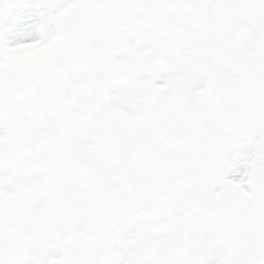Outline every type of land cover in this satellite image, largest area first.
<instances>
[{"label": "snow or ice", "instance_id": "6c2138e0", "mask_svg": "<svg viewBox=\"0 0 264 264\" xmlns=\"http://www.w3.org/2000/svg\"><path fill=\"white\" fill-rule=\"evenodd\" d=\"M0 264H264V0H0Z\"/></svg>", "mask_w": 264, "mask_h": 264}]
</instances>
